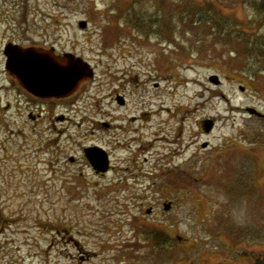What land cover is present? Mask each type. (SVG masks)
I'll return each instance as SVG.
<instances>
[{"label": "rangeland", "instance_id": "1", "mask_svg": "<svg viewBox=\"0 0 264 264\" xmlns=\"http://www.w3.org/2000/svg\"><path fill=\"white\" fill-rule=\"evenodd\" d=\"M133 11L145 30L135 28ZM27 42L74 52L90 65L95 83L77 104L84 114L108 110L100 87L122 69L139 88L133 104L108 110L110 117L131 115L132 107L136 115L145 94L152 107L170 109L156 145L144 122L121 135L128 146L121 152L134 161L121 167L133 177L103 179L81 161H52L48 144L28 138L24 95L10 89L3 58L8 43ZM247 108L264 114V0H0V264H195L193 241L203 258L196 264L251 263L236 251L264 253V120ZM203 119L214 124L209 132ZM175 149L168 165L183 174L158 177L154 152ZM153 229L174 248L155 253L144 240ZM234 235L241 243L227 246Z\"/></svg>", "mask_w": 264, "mask_h": 264}, {"label": "flooded vegetation", "instance_id": "2", "mask_svg": "<svg viewBox=\"0 0 264 264\" xmlns=\"http://www.w3.org/2000/svg\"><path fill=\"white\" fill-rule=\"evenodd\" d=\"M8 44L24 47V56L31 58L32 60L47 54L61 59H63L66 54H72L74 56L76 55L74 52L65 50H61L56 53L53 46L35 44L33 42H27L24 44ZM3 58L4 71L6 78L9 81L10 89L14 90L17 95H24V114L26 117L24 127L25 129L27 127V132H32L28 138L36 144L42 142H44L45 145L48 144L49 148L46 150L51 151L52 161H60V159L63 158L67 164L71 166L81 161L87 166L93 176L103 179L108 177L111 179H127L130 178V176L133 177V171L128 170L129 167L124 165L121 167L122 163H130V160H132V158L128 159V157H124V154L121 152H126V148L128 147L125 136L124 140H120L121 135L125 133L127 134L129 129L133 128V124L135 122H144V124L148 125V128H150V130L153 132L151 138L153 143L151 141L149 142H151L152 145H156L158 141V135L160 136V134H158L156 131L164 128V126H167L169 124V116H172L169 114L170 109H165L163 107H152L153 104L150 100V97L152 96L148 97V94H145L144 99H140L142 97L138 95L136 104L139 102L140 108L137 107L138 112L136 115L131 116L136 110V107H132L133 112L131 115H129L128 112H125L121 115H118L114 119L113 117H110V111H113V109L114 112L115 110L120 111V109L125 111L128 109L130 104H133L132 97L134 96V92L139 87L136 84L137 80L136 77H134V73L129 70L122 69L118 74L113 73L110 75L108 81L104 85H101V87L97 85V87L100 88L106 87L107 93L103 98L106 99V105L110 111H108L106 107H102L98 110L90 108L89 111H85L84 114V112H81V109L78 108L77 104L79 100L85 96L87 91L92 88L93 84L95 83V78L82 82L76 91L65 96H60L54 93L41 94L35 91L33 93L28 89L27 86L24 85L23 88L18 83V81L12 75H10L8 70H6V58L4 51ZM27 72H30V69H27ZM154 87L157 88L158 83H154ZM162 104L163 103H161V105ZM162 111L167 112V117L164 119L161 118ZM80 113L82 117L77 119L76 117ZM95 116H98V119H95ZM154 116L159 119L158 122H155V119H153ZM258 118L264 120L263 117ZM203 121L204 119L201 120V123L199 124L201 128L204 126V123H202ZM152 122H154L155 126L150 125ZM42 128H44V130H48L52 137L42 140L40 133ZM112 129H114V131H111ZM170 130L171 126H169L168 129H164V138L161 140L165 139L166 134L170 132ZM177 131H180V129ZM162 132L163 130L161 129L160 133ZM32 136L33 139H31ZM61 141L65 143L64 149H67L69 152L67 154L68 157L65 151H61V149H63L60 148ZM56 147L58 149H55ZM94 147L101 148L106 154L107 168L104 172H97L89 163L87 154L89 150ZM200 147L202 149L204 147L207 148V143L205 145H201ZM179 154L180 153L178 149L173 151L169 150L164 154L157 151L154 152V160L162 162L158 165V167H156L157 164L154 167L155 171H158L157 174L160 175L158 177H163L164 179L168 180L173 178L174 174H176L175 172H178L179 175L183 174V171L179 170V172L178 169L174 168L175 165L174 167H170V165H168L170 163L172 164ZM163 157L165 158L164 160ZM165 184V190L171 191V184L169 182L166 183V181ZM168 204L171 206L170 202ZM51 238V241H53V239H58L55 235ZM59 238L63 239L62 243H66L68 240L67 243L70 245L76 246L78 244L77 241L70 237L65 238L60 236Z\"/></svg>", "mask_w": 264, "mask_h": 264}, {"label": "water", "instance_id": "3", "mask_svg": "<svg viewBox=\"0 0 264 264\" xmlns=\"http://www.w3.org/2000/svg\"><path fill=\"white\" fill-rule=\"evenodd\" d=\"M79 26L84 28L86 21L79 22ZM4 54L6 56V70L23 88L25 85L33 93L35 91L41 94L54 93L65 96L76 91L82 82L93 78V70L90 65L82 58L72 54H66L63 59L47 54L32 60L24 56V47L13 44L5 46ZM27 69H30V72H27ZM214 77L215 80L211 79V81L218 84L217 77ZM246 111L249 114L264 118V114L254 108H247ZM212 125V121H206L204 124L205 131L209 132ZM87 158L97 172L106 170V154L101 148H91ZM169 207L170 204H164L165 210ZM147 212L150 213L151 209H148Z\"/></svg>", "mask_w": 264, "mask_h": 264}, {"label": "trees", "instance_id": "4", "mask_svg": "<svg viewBox=\"0 0 264 264\" xmlns=\"http://www.w3.org/2000/svg\"><path fill=\"white\" fill-rule=\"evenodd\" d=\"M138 0H130V2H131V4L133 5L134 3H136ZM195 7V9H196V6H194ZM192 8H193V6H192ZM200 8V7H199ZM137 15H139V13H137V12H135V11H133V22H134V26H135V28L136 29H138L139 31H141V30H145L146 29V25H145V23L143 24V23H141V21H142V18L141 17H137ZM188 15H189V13H188ZM118 17H120V16H118ZM121 18V17H120ZM132 19V18H131ZM148 22H149V24L151 25V24H154V23H156L155 22V18H153V19H149L148 20ZM214 28H216V27H214ZM258 50V49H257ZM260 52V51H259ZM164 183V182H163ZM167 183V182H166ZM229 230V229H228ZM145 234H147V233H145ZM250 234H252V232L250 233ZM250 234L249 235H247V234H245L244 235V240H245V242H250V241H248V240H246V239H248L249 238V236H250ZM231 235V234H230ZM144 240L145 241H151V242H153L154 243V246H155V253L156 252H158V248L159 247H164L166 250H169V249H173L174 248V244H172V245H169V243H170V238H169V236L165 233V232H163V231H159V229H153V232L151 233V237L150 236H145L144 237ZM238 241H240V242H238ZM241 238H239V237H237V236H235L234 235V239L233 238H230V242H226L225 244L227 245V246H229V245H231V243L232 244H234V243H236V242H238V243H241ZM179 242H181V243H183V242H185V239L183 240H181V241H179ZM173 243V242H172ZM251 243V242H250ZM167 244H168V246H167ZM189 249L188 250H190L191 252H194L195 253V255H194V261H195V264L197 263V261H199V262H201L202 260H203V258H202V254H200V252H198V246H197V242L196 241H193V243H191V244H189ZM237 249H239V250H237L236 252H238V257H240V258H242V260H243V258H244V256L245 255H248V256H250V258H251V263H249V264H264V253H259V256L257 257V255H258V253H256V252H252L251 250V248H250V250L249 251H247V249L245 248V249H241V248H237ZM241 251L242 252H244L245 253V255H243L242 253H241ZM211 253H213V252H207V254H209V255H211ZM240 254H241V256H240ZM253 256H255V257H253ZM245 258H247L246 256H245ZM183 259V261L182 262H186L187 261V259H189V258H187V257H185V258H182ZM193 259V258H192ZM190 261H191V259H189ZM241 260V261H242ZM189 261V262H190ZM198 262V263H199Z\"/></svg>", "mask_w": 264, "mask_h": 264}]
</instances>
